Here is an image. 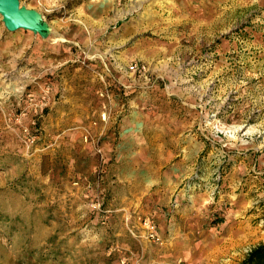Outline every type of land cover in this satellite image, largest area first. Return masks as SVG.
I'll return each instance as SVG.
<instances>
[{
  "label": "rangeland",
  "instance_id": "374dc122",
  "mask_svg": "<svg viewBox=\"0 0 264 264\" xmlns=\"http://www.w3.org/2000/svg\"><path fill=\"white\" fill-rule=\"evenodd\" d=\"M18 1L42 27L0 15V264H239L264 243V0ZM159 216L193 226L185 256Z\"/></svg>",
  "mask_w": 264,
  "mask_h": 264
},
{
  "label": "crops",
  "instance_id": "0c3cea01",
  "mask_svg": "<svg viewBox=\"0 0 264 264\" xmlns=\"http://www.w3.org/2000/svg\"><path fill=\"white\" fill-rule=\"evenodd\" d=\"M150 186H146L143 185L141 188L144 189H148ZM143 194V193H142ZM138 201V203L140 204L142 197H135ZM179 200H177V203H175L174 205L171 204V207L175 206V208H178V204L180 202L181 197H178ZM170 201V200H169ZM166 202H168V200H166ZM134 202L131 201V204H133ZM167 204V203H166ZM155 210L157 211V206H155ZM142 213H146V211H144L142 209V207L139 209ZM198 218H200L199 215H197ZM183 217V224L181 225V218L176 219L175 217H170L167 218L166 220H163V217L159 216V219H161V221L159 222V226H160V231L161 234L163 236H166V245H167V249H168V253L169 256L173 257L174 255H182L185 256L187 253L186 252H182L185 249L184 246V235H187L188 233H191L193 231V226L190 225H184L185 223V217ZM196 228V227H194ZM173 254H172V253ZM161 263L164 264V261L162 260H155V263ZM150 264H152V262H150Z\"/></svg>",
  "mask_w": 264,
  "mask_h": 264
},
{
  "label": "water",
  "instance_id": "95a60500",
  "mask_svg": "<svg viewBox=\"0 0 264 264\" xmlns=\"http://www.w3.org/2000/svg\"><path fill=\"white\" fill-rule=\"evenodd\" d=\"M0 15L6 28L39 30L42 26L40 15L31 9L19 6L18 0H0Z\"/></svg>",
  "mask_w": 264,
  "mask_h": 264
},
{
  "label": "trees",
  "instance_id": "16d2710c",
  "mask_svg": "<svg viewBox=\"0 0 264 264\" xmlns=\"http://www.w3.org/2000/svg\"><path fill=\"white\" fill-rule=\"evenodd\" d=\"M239 264H264V243L252 247Z\"/></svg>",
  "mask_w": 264,
  "mask_h": 264
},
{
  "label": "built area",
  "instance_id": "2783aa9c",
  "mask_svg": "<svg viewBox=\"0 0 264 264\" xmlns=\"http://www.w3.org/2000/svg\"><path fill=\"white\" fill-rule=\"evenodd\" d=\"M131 69L136 68V65H132L130 67ZM143 226L144 229L146 230L147 236L152 239L153 241H158L160 239L158 230L156 225L150 220L149 218H145L143 220Z\"/></svg>",
  "mask_w": 264,
  "mask_h": 264
}]
</instances>
